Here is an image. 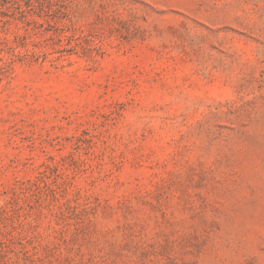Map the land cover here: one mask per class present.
Masks as SVG:
<instances>
[{
  "label": "rangeland",
  "instance_id": "obj_1",
  "mask_svg": "<svg viewBox=\"0 0 264 264\" xmlns=\"http://www.w3.org/2000/svg\"><path fill=\"white\" fill-rule=\"evenodd\" d=\"M0 264H264V0H0Z\"/></svg>",
  "mask_w": 264,
  "mask_h": 264
}]
</instances>
